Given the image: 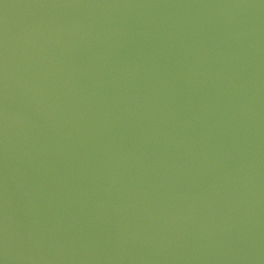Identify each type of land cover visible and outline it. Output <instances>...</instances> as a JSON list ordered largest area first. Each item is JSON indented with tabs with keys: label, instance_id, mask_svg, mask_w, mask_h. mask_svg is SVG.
Listing matches in <instances>:
<instances>
[{
	"label": "water",
	"instance_id": "water-1",
	"mask_svg": "<svg viewBox=\"0 0 264 264\" xmlns=\"http://www.w3.org/2000/svg\"><path fill=\"white\" fill-rule=\"evenodd\" d=\"M0 264H264V0H0Z\"/></svg>",
	"mask_w": 264,
	"mask_h": 264
}]
</instances>
